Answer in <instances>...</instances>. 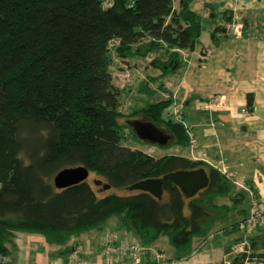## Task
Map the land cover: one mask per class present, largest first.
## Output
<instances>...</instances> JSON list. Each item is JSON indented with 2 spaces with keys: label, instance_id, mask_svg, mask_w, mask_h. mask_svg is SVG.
Wrapping results in <instances>:
<instances>
[{
  "label": "trees",
  "instance_id": "obj_1",
  "mask_svg": "<svg viewBox=\"0 0 264 264\" xmlns=\"http://www.w3.org/2000/svg\"><path fill=\"white\" fill-rule=\"evenodd\" d=\"M109 1L110 7L108 0H0L2 259L11 254L19 233L67 246L113 217L143 247L164 238L178 259L187 258L195 238L205 237L225 216L228 206L220 200L243 196L240 192L232 197L233 181L203 160L176 154L155 157L125 143L128 133L136 137L128 122L140 116L172 136L168 146L158 147L188 149L193 138L180 110L181 120L171 111L172 99L125 113L122 90L115 83L114 55L129 66L131 59L155 55L152 64L162 76L176 72L181 52L195 51L205 21H216V11L204 19L191 9L192 0H180L179 8L174 0ZM232 19L228 16L227 22ZM143 87L151 96L147 85ZM253 101L249 95V109ZM77 167L90 171L93 184L88 179L58 189L55 177ZM201 168L208 172L210 184L192 198L172 182H165L162 199L130 190L144 180ZM251 209L252 205L245 219ZM244 220L224 229L239 234L235 245L244 240L240 230ZM252 235L247 238L249 257L264 262V253L254 252ZM74 251L70 246L65 253L71 256ZM151 251L147 249L146 255ZM247 256L230 260L244 264Z\"/></svg>",
  "mask_w": 264,
  "mask_h": 264
},
{
  "label": "crops",
  "instance_id": "obj_2",
  "mask_svg": "<svg viewBox=\"0 0 264 264\" xmlns=\"http://www.w3.org/2000/svg\"><path fill=\"white\" fill-rule=\"evenodd\" d=\"M207 5L203 8L204 19L212 17V10L218 14L216 21H205L213 46L203 41L195 51L181 52L180 60L187 65L186 72L181 76L179 83L169 78L171 84L169 82L167 87L175 88L172 90V97L167 95L164 99H173L171 111L175 112V109L184 111L181 112L183 122L185 124L186 120L190 121V126L185 125L195 141L188 149L182 150L177 147L179 152L175 154L194 160L200 158L214 168L223 162L229 172L236 173L244 181L243 189L233 182L234 188H238L241 193H244L242 190L250 193V207L237 221L240 222L247 217L254 197L264 203V0H211ZM224 11H228V16L233 17L231 23L227 22L228 16H223ZM234 25H238L237 33L233 29ZM218 27L221 29L217 31ZM214 31L215 39L212 38ZM149 57L152 64L155 55ZM130 62L129 66L118 61L121 65L120 70L131 67L127 71L139 76L140 80H136L137 83L133 88H129L130 90L117 86L133 95L137 94L138 102L142 104L136 108H140L152 99V95H147L143 87L152 79L147 77L143 68L141 69L142 58H134ZM174 74L175 72L166 76ZM116 76L117 81L122 80L120 75ZM182 91L195 96L191 98L186 95L183 109L177 100ZM140 95H146L149 99L144 103ZM221 95L228 96L226 106L208 107L212 99ZM249 95L254 96L252 109H249L248 105ZM184 109L188 110L187 113ZM116 232L120 234L122 240L124 234L119 221ZM223 235L229 241L223 248L222 258L216 264H225L231 259L230 247L239 236L238 233ZM251 239L254 252L264 253V227L257 230ZM164 240L167 239L163 238L152 247L146 248L155 249L156 252L160 250L161 261H174L175 264L177 260L183 262L193 260V264H204L201 260L203 257H195L201 251L196 248L187 258L177 260L163 258L167 251ZM70 242H72L70 246L82 247V255L90 264H109L105 258L100 257L102 240L99 248L92 240L85 242L74 238ZM56 246L48 244L40 235L19 233L10 246L11 254L4 259L0 256V260L10 264H69L70 256L65 253L66 247L57 249ZM174 252L177 256L176 250ZM156 260V254H147L139 264H150ZM112 264L135 263L126 256Z\"/></svg>",
  "mask_w": 264,
  "mask_h": 264
},
{
  "label": "rangeland",
  "instance_id": "obj_3",
  "mask_svg": "<svg viewBox=\"0 0 264 264\" xmlns=\"http://www.w3.org/2000/svg\"><path fill=\"white\" fill-rule=\"evenodd\" d=\"M201 1L202 0H192L191 1V9L202 16L203 8L205 6H203ZM174 3H175V7L179 8L180 0H174ZM203 41L209 43L210 46H213V43H212V40L210 37V33L208 32L207 26H205V31L203 32L202 37L200 38L199 45H202ZM114 58H115L114 75L115 76L120 75L122 77L121 81L116 80L115 83H116V85H118L119 87H122L123 89H125V87H127L128 90H130L129 88H133L134 84L137 83L135 81L140 80V77L136 76L135 74H133L130 71H127V70H130L131 67H129L128 69L122 68V70H120L121 65L118 64V61L120 62V60L116 57V55H114ZM142 61H143V63L141 64V69L143 68V71L147 75V77H150L152 79L151 82L147 83L148 90L152 93L151 94L152 99L150 100V102L154 103V102L161 101L167 95L172 97V92H173L172 90L175 87L174 86H171L169 88L167 87V85L170 82L169 78L173 79L177 83H179L180 78L183 75V73L186 72V67H187V65L183 62V60L182 59L180 60V68L178 69V71H176L174 75L166 76V77L159 75L163 72L161 69H155L153 64H150V61H151L150 57H147V58L143 57ZM121 64H122V62H121ZM147 67H148V69H147ZM116 77H118V76H116ZM147 77H145V78L147 79ZM170 84H171V82H170ZM142 85H144V84H141V86ZM123 89H121L122 94L120 97L121 105H123L121 107V110L123 111L125 109L124 110L125 113H130L133 109H135L138 105H141L142 103L138 102L139 99H138V97H136V96H138L137 94L133 95L128 90H123ZM186 95H188V94H186V93H184V91H182L181 95H179L177 98V100L180 102L179 105L182 109H183V102H184V99L186 98ZM140 96L142 98V102L144 101V103L146 100L149 99L148 97L146 98V95H140ZM188 96H191V98L195 97L191 94ZM137 102H138V104H137ZM184 110L187 113L188 110L187 109H184ZM181 112H184V111H181ZM140 118H142V119H140ZM140 118H138V119H140V120L145 119L142 116H140ZM185 124L190 126V121L186 120ZM125 143L129 144L130 146L137 147L140 150H145V151H147V153H149L155 157H161V156H164L166 154H175L176 152H179V150L176 146H172L169 148H167V147L161 148V147H158L156 145H152L150 143L143 142L131 133L130 134L128 133L127 138L125 139ZM94 178L95 177L93 175L90 176L89 182L91 184H93ZM242 191L244 192L243 196L239 197L238 199H236V198L235 199L222 198L220 200L221 204L228 206V210H226L224 213L225 216H222L221 218H219L215 221L213 228L209 231V233H207V235L205 237L195 238L194 249L196 248L197 250H201L199 252V254H197V256H195V257H197V258H199L200 256L203 257L201 260L204 264H216L217 262H219V260L223 256V253H222L223 248H225V245L229 241L227 239V237H225L223 235L225 232L224 229L230 228L233 224H235L238 220H240L242 218L244 211L249 209V207H250V195L249 194L250 193L248 191H245V190H242ZM238 192H240L238 190V188H236V187L233 188L231 196L234 197L235 193L237 194ZM117 223H118L117 218L113 217L107 223L103 224L101 227L96 228L94 230H91L88 233H85L82 236L77 237L76 239L78 241H85V242H86V240L87 241L92 240L95 243V246L98 248L100 247L101 240H102V250L100 253V257L105 258V256H104V246L106 245L105 239L110 235H111V237H113L114 235L119 237V235H120L118 232H116ZM123 234L126 235V231L123 230ZM234 234L237 235V233H233L232 235H234ZM124 235H123V237H124ZM129 239H131V241L137 242V240L135 238L134 239L130 238V236H129ZM164 241L166 243V247H165L166 249L165 250H167V251H166V253H164L163 258L168 259V260H177V256L174 254L175 253L174 247L169 243L168 240H164ZM70 245H72V242H69L67 244V246L66 245L65 246H56L55 245V246L57 247V249H61V248L68 247ZM234 246H235V243L230 247L231 251L233 250ZM76 249L78 252H80L81 261L86 262L87 260L82 255V253H83L82 247L81 246L79 247L76 245L75 250ZM157 253H160V252H157ZM63 258H65V257H63ZM63 258H62V260H63ZM231 258H232V256H231ZM105 259L107 260V262L109 264H112L117 260H121V259H117V258H112V259L105 258ZM87 263L90 264L89 261H87ZM175 264H193V260H191L189 262H183L181 260H177L175 262Z\"/></svg>",
  "mask_w": 264,
  "mask_h": 264
},
{
  "label": "water",
  "instance_id": "obj_4",
  "mask_svg": "<svg viewBox=\"0 0 264 264\" xmlns=\"http://www.w3.org/2000/svg\"><path fill=\"white\" fill-rule=\"evenodd\" d=\"M214 15H212L213 17ZM136 137L146 143L158 146H167L172 140V136L164 132L161 128L150 121L134 120L128 122ZM90 177V171L85 167L70 168L61 171L54 180L58 189H66L85 182ZM165 182H172L177 185L187 198L196 196L202 190L208 188L210 184L209 174L206 169L201 168L194 171H177L165 175L162 179H149L141 181L132 187V191H143L150 193L158 199L164 195ZM101 185V182H96ZM109 189L110 186H104Z\"/></svg>",
  "mask_w": 264,
  "mask_h": 264
},
{
  "label": "built area",
  "instance_id": "obj_5",
  "mask_svg": "<svg viewBox=\"0 0 264 264\" xmlns=\"http://www.w3.org/2000/svg\"><path fill=\"white\" fill-rule=\"evenodd\" d=\"M132 1V0H131ZM211 0H202L201 3L203 6H206ZM107 7L112 6V3L108 1L106 3ZM233 29L235 33L238 32V25H234ZM228 96L221 95L219 97H215L212 99L211 103H209L208 107H224L227 105ZM247 112V111H246ZM174 114L177 119L181 120V116L179 115V110L175 109ZM192 143L195 144V141L192 140ZM199 159L200 158H196ZM216 169L221 171L223 174H226L228 178H230L238 187L244 188V181L240 179V177L232 172H229L224 165V163H219L215 166ZM264 227V203L257 200L256 197L252 199V209L250 215L247 219H245L240 224V230L244 236V240L239 242L233 247L231 254L233 257L238 258L241 255L247 254L248 256L245 258L244 264H264V262H260L257 259L251 261L249 255H251L252 251L249 248L248 237L251 236L254 232ZM115 236V235H114ZM111 237L108 236L105 241L106 245L104 246V256L107 259L117 258L124 259L126 256H129L135 264H139L142 260V257L146 255L147 248L143 247L139 242L131 241L129 239V235H125L121 240L120 237ZM129 239H127V238ZM131 238V236H130ZM152 254H156L157 260L160 262L161 257L160 254L156 251L152 250ZM74 255V256H73ZM69 264H88L85 261H81L80 252L77 249L71 254ZM164 264H174L173 262H166ZM225 264H233L232 260L227 261Z\"/></svg>",
  "mask_w": 264,
  "mask_h": 264
},
{
  "label": "bare ground",
  "instance_id": "obj_6",
  "mask_svg": "<svg viewBox=\"0 0 264 264\" xmlns=\"http://www.w3.org/2000/svg\"><path fill=\"white\" fill-rule=\"evenodd\" d=\"M106 1V0H105ZM109 1V0H108ZM112 2V1H111ZM130 77V76H129ZM119 79V78H118ZM133 83V82H132ZM126 86V85H125ZM129 87V86H128ZM126 88V87H125ZM170 99V98H169ZM173 100V99H172ZM123 106V105H122ZM124 108V107H123ZM135 108V107H134ZM125 110V109H124ZM123 110V111H124ZM125 112V111H124ZM127 112V111H126ZM140 119H142V118H140ZM134 120V119H133ZM136 120V119H135ZM132 121V120H131ZM130 127V126H129ZM132 129V128H131ZM133 130V129H132ZM164 196V195H163ZM114 235V234H113ZM138 242V241H137ZM142 245V244H141ZM155 250V249H154ZM80 251V250H79ZM159 252H160V250H159ZM160 254H161V252H160ZM81 257V256H80ZM81 259V258H80ZM85 260V259H84ZM87 262V261H86ZM174 262V261H173Z\"/></svg>",
  "mask_w": 264,
  "mask_h": 264
}]
</instances>
